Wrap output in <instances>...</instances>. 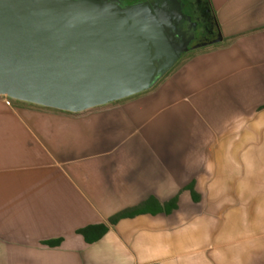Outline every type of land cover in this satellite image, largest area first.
<instances>
[{"label":"crops","instance_id":"obj_1","mask_svg":"<svg viewBox=\"0 0 264 264\" xmlns=\"http://www.w3.org/2000/svg\"><path fill=\"white\" fill-rule=\"evenodd\" d=\"M206 3L216 39L145 92L0 98V264H264V0Z\"/></svg>","mask_w":264,"mask_h":264},{"label":"water","instance_id":"obj_2","mask_svg":"<svg viewBox=\"0 0 264 264\" xmlns=\"http://www.w3.org/2000/svg\"><path fill=\"white\" fill-rule=\"evenodd\" d=\"M179 0H0V98L80 113L152 88L188 50Z\"/></svg>","mask_w":264,"mask_h":264},{"label":"flooded vegetation","instance_id":"obj_3","mask_svg":"<svg viewBox=\"0 0 264 264\" xmlns=\"http://www.w3.org/2000/svg\"><path fill=\"white\" fill-rule=\"evenodd\" d=\"M181 2V10L185 18L188 17L186 14V6ZM124 3H127V1ZM194 16L196 17L198 23L201 24V30L198 31V25L195 20L191 17L188 24L185 23V28H188V50L192 49L198 44H203L216 39L217 32L214 25V20L209 12L206 0H192L190 3Z\"/></svg>","mask_w":264,"mask_h":264},{"label":"rangeland","instance_id":"obj_4","mask_svg":"<svg viewBox=\"0 0 264 264\" xmlns=\"http://www.w3.org/2000/svg\"><path fill=\"white\" fill-rule=\"evenodd\" d=\"M126 1H127V3H128V2L131 3V2L134 1V0H125V2H126ZM191 2H192V0H182V3H184L185 6H186V14H187V16L190 17V18L192 17V18L195 20L196 24L198 25V31L200 32V30H201V24L198 23L196 17L194 16V13H193V11H192V7L190 6V3H191ZM127 3H126V4H127ZM12 106H13V105H12ZM25 108L31 110L30 107L25 106Z\"/></svg>","mask_w":264,"mask_h":264},{"label":"trees","instance_id":"obj_5","mask_svg":"<svg viewBox=\"0 0 264 264\" xmlns=\"http://www.w3.org/2000/svg\"><path fill=\"white\" fill-rule=\"evenodd\" d=\"M7 100L13 106H27V107H30V108L43 109V110L52 111V112L68 113V112L58 111V110L44 108V107H40V106H35V105H31V104H27V103H23V102H19V101H14V100H10V99H7ZM120 216H122V214L119 215V217Z\"/></svg>","mask_w":264,"mask_h":264},{"label":"built area","instance_id":"obj_6","mask_svg":"<svg viewBox=\"0 0 264 264\" xmlns=\"http://www.w3.org/2000/svg\"><path fill=\"white\" fill-rule=\"evenodd\" d=\"M4 99H6V98H4ZM7 100V99H6ZM8 101V100H7ZM9 102V101H8Z\"/></svg>","mask_w":264,"mask_h":264}]
</instances>
